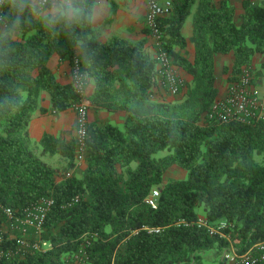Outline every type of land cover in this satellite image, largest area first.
Instances as JSON below:
<instances>
[{"label":"trees","instance_id":"obj_1","mask_svg":"<svg viewBox=\"0 0 264 264\" xmlns=\"http://www.w3.org/2000/svg\"><path fill=\"white\" fill-rule=\"evenodd\" d=\"M170 1V14L159 19L158 50L191 75L192 87L181 102H152L158 70L145 43L96 38L94 91L86 100L94 110L122 111L125 119L121 128L88 124L79 176L73 174L74 136L45 133L39 140L41 156L63 158L59 169L33 151L29 134L34 113L47 112L39 108L42 93L48 94L53 113L80 101L72 83L58 82L50 68L53 60L78 59L82 65L79 50L37 27L17 38L12 69L0 71V97L14 88L20 97L18 106L0 107V205L16 217L42 198H52L53 206L40 233L49 248L33 254H12L18 236L4 233L0 221V247L10 254L0 256V264H64L80 248L85 264H223L224 240L180 223L198 218L199 207L207 221L232 225L231 237L241 250L264 239V122L204 120L218 93L215 54L233 53L229 80L250 66L255 53L264 54V6L244 0L242 23L235 26L229 2ZM193 9L190 62L176 48L186 46L181 29ZM259 74L264 77V62ZM173 165L186 175L165 182L163 175ZM154 188L159 197L152 209L144 199ZM145 227L160 231L148 233Z\"/></svg>","mask_w":264,"mask_h":264},{"label":"built area","instance_id":"obj_2","mask_svg":"<svg viewBox=\"0 0 264 264\" xmlns=\"http://www.w3.org/2000/svg\"><path fill=\"white\" fill-rule=\"evenodd\" d=\"M145 27L148 36L154 41L157 49L155 55L156 68L158 70V79L161 80L163 88L171 95H177L184 86L183 79L175 72L171 63V58L166 52L159 49L163 32L159 26V19L170 14L172 5L170 0H145ZM82 70V65L78 59H74L71 64V83L74 87V77ZM74 90L80 96V101L74 102L71 109L75 114L74 139H75V161L77 163L84 161L86 141L88 138V107L85 103V92ZM204 120L218 124L242 123L256 124L264 122V98L255 85L254 71L251 66L245 67L238 74L228 81L226 92L223 96L217 97L213 102L211 109L204 115ZM67 176H69L67 174ZM159 189L154 188L146 196L144 202L146 205L155 209ZM76 199H73V201ZM53 206V199L50 197L42 198L37 203L31 204L25 209L22 217L13 215L10 208L0 205L1 213L6 217L11 228L18 230L21 236L16 239V251L12 254L24 256L33 254L41 250H46L49 245L42 242L39 238L28 240L22 235L29 231L40 235L43 223L47 213ZM184 226H193L198 230L206 232L211 237H217L227 243L221 260L223 264H262L264 263V239L252 244L245 250H241L239 243L231 237L232 225L226 221L211 223L204 217H198L192 221H181ZM148 233H158L159 227L143 228ZM139 230H133L131 234L135 235ZM2 237L0 236V243ZM88 244V243H86ZM9 256V251H4L0 247V256ZM87 255L84 249H79L72 253L64 264H85ZM112 264H114L112 262Z\"/></svg>","mask_w":264,"mask_h":264},{"label":"crops","instance_id":"obj_3","mask_svg":"<svg viewBox=\"0 0 264 264\" xmlns=\"http://www.w3.org/2000/svg\"><path fill=\"white\" fill-rule=\"evenodd\" d=\"M219 2H229L234 8L233 23L235 26H240L242 23L241 15L244 12L243 1L244 0H217ZM251 4H259L264 6V0H247ZM108 12L107 14L97 23L95 28V36L97 40L104 42L112 37H120L122 39L140 42L143 41L145 51L150 58L154 59L157 54V49L154 45V41L146 33L145 27V13L146 4L145 0H107ZM195 9V7H194ZM186 18L181 33L186 40V46L184 49L176 51L180 55L184 56L188 61L192 62L194 59V45L191 42L192 38V16L193 12ZM234 61L233 53L229 54H215L214 57V75H215V87L218 91L217 97H221L225 94L228 77H231V67ZM264 62V54L255 53L252 57L250 66L253 68L260 69L261 63ZM72 64V63H71ZM71 64L69 62H58L53 60L50 64V68L56 78L60 83H71ZM175 72L183 79L184 86L177 95L169 94L162 86L161 80L157 79L156 85L151 89L150 99L152 102L156 103H177L181 102L190 88L192 87V77L190 74L185 72L182 68L178 66H173ZM224 68H227V72H224ZM263 80H255V85L260 91L261 96L264 98V77ZM94 91V82L90 88L85 91V100ZM85 103L88 107V121L89 123L94 121L108 122L119 128L122 127L125 113L119 112H107L105 110H94L93 107L86 100ZM39 108L46 109L47 112L42 113L37 110L29 124V134L32 144H39V140L43 134H49L54 137H69L74 136V125H75V114L72 109H68L62 112L53 113L50 109V101L47 93H42L41 100L39 102ZM41 150V149H40ZM39 150V153H40ZM48 156L49 163L54 166L57 159H62L58 155H44ZM77 166L73 171L76 173ZM85 168L83 164L79 169L81 171ZM174 171H179L180 176L177 179H183L186 175L185 171L179 169L178 166L173 165L169 167L164 175L163 180L166 182L168 179L173 177L170 173ZM167 174V177H166ZM176 179V178H173Z\"/></svg>","mask_w":264,"mask_h":264},{"label":"clouds","instance_id":"obj_4","mask_svg":"<svg viewBox=\"0 0 264 264\" xmlns=\"http://www.w3.org/2000/svg\"><path fill=\"white\" fill-rule=\"evenodd\" d=\"M107 12V0H0V71L12 69L19 35L29 27L42 28L79 50L83 67L74 77V87L87 91L93 80L95 28ZM19 99L14 88L0 97V107L18 106Z\"/></svg>","mask_w":264,"mask_h":264},{"label":"rangeland","instance_id":"obj_5","mask_svg":"<svg viewBox=\"0 0 264 264\" xmlns=\"http://www.w3.org/2000/svg\"><path fill=\"white\" fill-rule=\"evenodd\" d=\"M253 68V67H252ZM253 71H254V77H255V80H263V76L261 74H259V70L258 68H253ZM232 77V76H231ZM230 81V80H229ZM264 90V88H263ZM32 149L33 151L40 156V158L48 163L49 165H51L49 163V160H48V156H41L40 153H39V150H40V146L39 144L35 145V143L32 144ZM258 161H260L261 159L259 157L256 158ZM65 162L64 160L62 159H57V161L54 163V166L59 168V169H62V167L64 166ZM83 164H85L84 161L82 162H79L77 163L76 162V166L78 167L77 170H76V173L74 174L75 176H79L80 173H81V169H79V167H81ZM179 168V167H178ZM180 169V168H179ZM182 170V169H181ZM184 171V170H183ZM179 171H174L172 173H170V175L173 177V178H178L180 176V174L178 173ZM186 173V172H185ZM166 177H167V174H166ZM171 179V178H170ZM197 213L199 214L200 217H203L204 215V212H203V208L202 207H199L197 208ZM0 221L2 223V230L4 233H7L8 235H11V236H21L18 232V230H14L13 228H11L7 222V219L6 217L1 213L0 211ZM23 237H25L26 239L28 240H36L37 238H39L40 235L38 234H35V232L33 231H29L28 233H26L25 235H22ZM222 256V255H221Z\"/></svg>","mask_w":264,"mask_h":264}]
</instances>
